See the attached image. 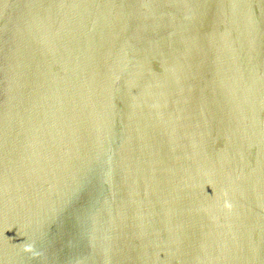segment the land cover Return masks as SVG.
<instances>
[{"label": "water", "instance_id": "water-1", "mask_svg": "<svg viewBox=\"0 0 264 264\" xmlns=\"http://www.w3.org/2000/svg\"><path fill=\"white\" fill-rule=\"evenodd\" d=\"M0 264H264V0H0Z\"/></svg>", "mask_w": 264, "mask_h": 264}]
</instances>
